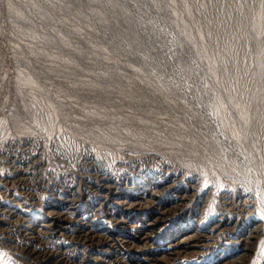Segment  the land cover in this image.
<instances>
[{
    "label": "rangeland",
    "instance_id": "rangeland-1",
    "mask_svg": "<svg viewBox=\"0 0 264 264\" xmlns=\"http://www.w3.org/2000/svg\"><path fill=\"white\" fill-rule=\"evenodd\" d=\"M218 259L264 264V0H0V264Z\"/></svg>",
    "mask_w": 264,
    "mask_h": 264
},
{
    "label": "bare ground",
    "instance_id": "bare-ground-1",
    "mask_svg": "<svg viewBox=\"0 0 264 264\" xmlns=\"http://www.w3.org/2000/svg\"><path fill=\"white\" fill-rule=\"evenodd\" d=\"M245 166L247 168L250 169V165L248 164V162L245 160L244 161ZM107 175V174H106ZM105 180V179H104ZM109 180V178L107 179ZM110 181V180H109ZM104 182V181H103ZM102 182V183H103ZM116 183V181H114ZM112 182L111 184L113 185ZM107 183V181H106ZM109 183V182H108ZM107 183V184H108ZM114 183V184H115ZM109 184V185H105L104 184H100L97 189L100 193H102L103 195H105V197H109V194L112 190V185ZM74 189V188H73ZM74 191V190H73ZM226 197H225V200L223 202L224 204V207L222 206L220 209H219V218L216 220V222L214 224H212L211 227L209 228H201L200 230L198 231H187V232H183L179 237L178 239L176 240V242L173 244V248L171 249V253L173 256H177V257H186L185 255H181V253H186V252H194L196 254V256H204L214 245L212 239H214L216 236H220L221 233L223 231H225L226 229H233L237 226L238 224V221L240 218L243 217V214L242 212L245 210H247L248 212L250 211V207L251 204H253L249 199L248 197H245V193H243V191L241 190H234L232 191L231 193H225ZM74 197V196H73ZM105 198V199H107ZM112 199V198H111ZM71 200V199H70ZM127 200H124L122 204L126 203ZM181 201V200H179ZM127 206H130V202L127 201ZM222 204V203H221ZM75 209V208H74ZM164 210V209H163ZM51 211V210H49ZM75 211V210H74ZM229 211V212H228ZM244 211V212H245ZM62 213V212H61ZM58 214V212H57ZM67 214V213H66ZM229 214V215H228ZM71 215V214H70ZM61 216V215H60ZM68 216V215H67ZM59 217V216H58ZM64 217V216H63ZM164 217V215H163ZM200 217V216H199ZM61 218V217H60ZM159 218H162V215L158 214L155 216L154 219H151L152 221L149 222V224L151 225V227H148V231L146 233H143V234H140L138 236V240L139 239H147L149 240L150 239V232L156 228V224H157V220H159ZM52 219H56V216L53 217ZM57 222V221H56ZM87 229V228H85ZM49 230V229H48ZM94 230V229H93ZM89 233V232H88ZM86 233L84 235V238L88 241H92L94 239L95 234L93 233H90L88 234ZM225 233V232H224ZM102 235V234H101ZM113 235V234H112ZM224 235V234H223ZM111 236V235H110ZM110 236H103L104 239L100 240L99 242V245L101 247H103L102 249H110V245L112 243V240L115 239V238H111ZM116 236V235H115ZM119 237V236H118ZM131 237H134V236H131ZM131 237H128L131 238ZM75 238V237H74ZM125 238V237H124ZM222 238V237H221ZM39 239V238H38ZM99 239V238H98ZM124 240V239H123ZM136 241V239H134ZM237 240V238H236ZM115 241V240H114ZM132 241V240H131ZM217 241V240H216ZM229 241H232V239H229ZM45 242V241H44ZM98 242V241H97ZM134 242V241H132ZM145 242V241H144ZM115 243V242H114ZM135 243V242H134ZM143 243V242H142ZM147 243V242H146ZM219 243V242H218ZM223 245L225 244V242H221ZM125 244V243H123ZM139 244V243H138ZM137 244V245H138ZM145 244V243H144ZM143 244V245H144ZM116 245V244H115ZM114 245V246H115ZM134 245V244H133ZM222 245V246H223ZM123 246V245H122ZM140 246V244L138 245ZM42 247V246H41ZM114 248V247H113ZM116 249V248H115ZM62 251V250H61ZM70 251V250H69ZM110 251V250H109ZM112 253H115L113 251H111ZM109 253V252H108ZM118 253V252H117ZM116 253V254H117ZM61 254V253H60ZM66 254V253H65ZM115 254V255H116ZM170 254V253H169ZM72 255V254H71ZM111 255H114V254H111ZM171 255V256H172ZM99 256H102L104 258H107L110 256V254H106L105 252H103L101 255ZM98 256V257H99ZM119 256V255H118ZM189 256V255H188ZM187 256V257H188ZM69 257V256H68ZM67 257V258H68ZM121 257V256H119ZM65 258V257H64ZM74 258V256L72 257ZM76 258V257H75ZM97 258V257H96ZM117 258V257H116ZM62 259V258H61ZM113 259V258H112ZM105 260V259H104ZM116 260V259H115ZM119 260V259H117ZM219 261L218 262H215L213 264H231L230 261H226L225 259L222 260V259H218ZM82 261V260H81ZM81 261H78V262H81ZM121 261V260H120ZM77 262V261H76ZM96 262V261H95ZM157 262V261H156ZM162 262V261H160ZM66 263V261H65ZM158 263V262H157ZM69 264V262H68ZM73 264V262H72ZM77 264V263H76ZM81 264V263H80ZM100 264V262H99ZM127 264H133V263H127ZM141 264V263H140Z\"/></svg>",
    "mask_w": 264,
    "mask_h": 264
}]
</instances>
